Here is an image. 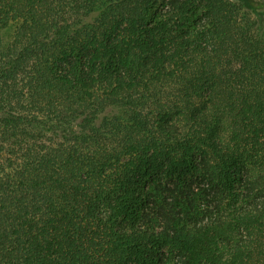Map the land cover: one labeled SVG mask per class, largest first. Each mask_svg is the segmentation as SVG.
Instances as JSON below:
<instances>
[{"label": "trees", "instance_id": "1", "mask_svg": "<svg viewBox=\"0 0 264 264\" xmlns=\"http://www.w3.org/2000/svg\"><path fill=\"white\" fill-rule=\"evenodd\" d=\"M264 0H0V264H264Z\"/></svg>", "mask_w": 264, "mask_h": 264}, {"label": "rangeland", "instance_id": "2", "mask_svg": "<svg viewBox=\"0 0 264 264\" xmlns=\"http://www.w3.org/2000/svg\"><path fill=\"white\" fill-rule=\"evenodd\" d=\"M253 16L256 17V18H259L261 20V19L264 18V13L259 14V13L253 12Z\"/></svg>", "mask_w": 264, "mask_h": 264}]
</instances>
